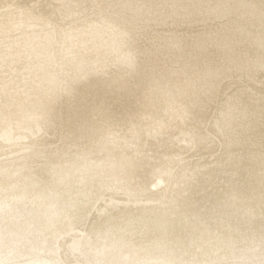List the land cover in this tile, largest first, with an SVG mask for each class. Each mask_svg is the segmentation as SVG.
Here are the masks:
<instances>
[{
    "label": "rangeland",
    "instance_id": "obj_1",
    "mask_svg": "<svg viewBox=\"0 0 264 264\" xmlns=\"http://www.w3.org/2000/svg\"><path fill=\"white\" fill-rule=\"evenodd\" d=\"M37 1L40 8L42 2ZM128 1L132 0H99L102 5H96L101 7L93 11L98 13L103 6L114 11V3L117 13H128L123 8L131 6ZM150 1L133 0L132 6L140 4L138 10L145 13L138 12L139 19L147 13L165 14L169 7L181 11L182 4L192 5L186 7L188 13L197 2L208 4L199 23L198 19L190 23L188 35L203 28L196 35L214 43L233 38L230 30L241 18L235 23L233 19L246 6L258 10L264 20V0ZM18 7L13 4L10 9ZM226 14H231L228 20ZM58 15V21L64 22L61 12ZM214 25L218 32V28L230 29L217 34ZM163 31L160 34H166ZM149 32L144 31L146 36ZM232 69L231 76H220L223 85L208 113L203 106L194 114L196 107H187L177 118L155 107L125 122L113 118L111 139L117 150L105 156L139 151L147 157L141 167L137 165L141 157L131 162L135 165L88 160L76 165L68 149L52 156L64 141L61 100L52 140L48 134L42 140L39 125L34 131L4 127L0 131V264H264V147H256L260 129L240 124L225 142L223 131L233 112L217 100L224 92H238L237 86L256 85L259 72L254 78L246 77L240 64ZM201 116L211 141L205 153L194 154L193 145L187 146L194 134L185 118ZM239 141L259 154L244 163L232 161L234 142Z\"/></svg>",
    "mask_w": 264,
    "mask_h": 264
},
{
    "label": "bare ground",
    "instance_id": "obj_2",
    "mask_svg": "<svg viewBox=\"0 0 264 264\" xmlns=\"http://www.w3.org/2000/svg\"><path fill=\"white\" fill-rule=\"evenodd\" d=\"M56 1L59 3L41 0L40 8L35 6L37 0L0 2V28L3 27L0 29V131L6 126L34 131L39 125L42 140L53 137L57 128V103L61 100L64 141L58 150L52 151V156L59 155L61 148L68 149L76 165L80 160L135 165L131 162H138L141 157L137 164L141 167L147 157H142L139 151L105 156L117 150L111 139L113 118L125 122L130 116L155 107L176 117L187 107H196L191 111L194 114L203 106L208 113L223 85L220 76H231L232 68L240 64L246 77L259 72L258 83L237 86L236 91L245 90V93L227 91L217 99L233 112L228 114L222 138L228 142L243 124L260 129L256 147H264V20L259 19L258 10L246 6L240 13L236 12L234 23L238 17L241 21L235 23L234 31L230 30L233 38L226 36L220 40L214 34L213 38L220 40L214 43L213 38L211 42L205 35H196L203 28L196 32L193 29L195 33L189 35H194H188L190 23L197 19L199 23V17L206 11L205 3L197 2L195 10L189 13L185 9L191 4H182L178 12L170 7L165 14L152 11L141 20L139 16L145 13L138 10L140 4L132 6L133 0L126 2L131 6L123 7L128 11L124 14L116 12L119 7L114 3V11H110L111 5L109 10L103 6L95 13L93 10L102 5L99 0ZM97 2L101 5H96ZM13 4L19 7L10 9ZM65 7L68 10L62 12ZM59 12L64 22L58 21ZM230 15L224 17L228 20ZM205 19L202 22L206 23ZM131 23L133 26H128ZM211 27L217 34L230 29L224 26L218 32L215 25ZM145 29H151L147 36ZM161 30H167L166 34H160ZM185 120L194 134L187 146L193 145L194 154L205 153L211 141V135L205 132V117ZM234 143L232 161L244 163L259 154H254L242 141ZM177 183L178 179L174 178L173 185Z\"/></svg>",
    "mask_w": 264,
    "mask_h": 264
}]
</instances>
